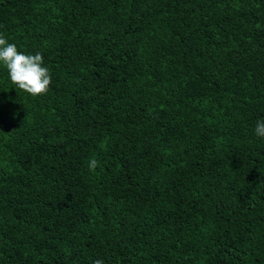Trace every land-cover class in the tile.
Wrapping results in <instances>:
<instances>
[{
	"label": "trees",
	"instance_id": "trees-1",
	"mask_svg": "<svg viewBox=\"0 0 264 264\" xmlns=\"http://www.w3.org/2000/svg\"><path fill=\"white\" fill-rule=\"evenodd\" d=\"M0 36L52 81L0 64V264H264V0H0Z\"/></svg>",
	"mask_w": 264,
	"mask_h": 264
},
{
	"label": "clouds",
	"instance_id": "clouds-1",
	"mask_svg": "<svg viewBox=\"0 0 264 264\" xmlns=\"http://www.w3.org/2000/svg\"><path fill=\"white\" fill-rule=\"evenodd\" d=\"M43 56L40 53L25 54L19 52L15 44L0 36V64L8 71L12 84L31 96H41L48 92L51 84V74L48 68L43 66ZM255 134L264 137V120L256 123ZM98 162L92 159L89 169L94 170ZM94 264H104L102 260L94 261Z\"/></svg>",
	"mask_w": 264,
	"mask_h": 264
}]
</instances>
